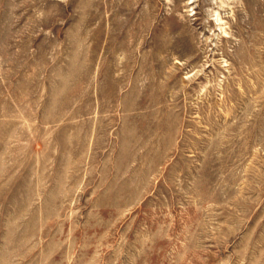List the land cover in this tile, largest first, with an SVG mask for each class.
Masks as SVG:
<instances>
[{
    "label": "rangeland",
    "instance_id": "1",
    "mask_svg": "<svg viewBox=\"0 0 264 264\" xmlns=\"http://www.w3.org/2000/svg\"><path fill=\"white\" fill-rule=\"evenodd\" d=\"M0 264H264V0H0Z\"/></svg>",
    "mask_w": 264,
    "mask_h": 264
}]
</instances>
